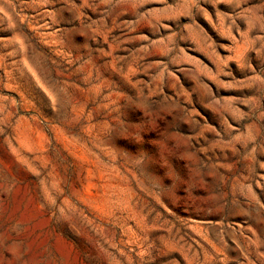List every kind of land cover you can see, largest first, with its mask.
Here are the masks:
<instances>
[{
	"label": "rangeland",
	"instance_id": "rangeland-1",
	"mask_svg": "<svg viewBox=\"0 0 264 264\" xmlns=\"http://www.w3.org/2000/svg\"><path fill=\"white\" fill-rule=\"evenodd\" d=\"M0 264H264V0H0Z\"/></svg>",
	"mask_w": 264,
	"mask_h": 264
}]
</instances>
